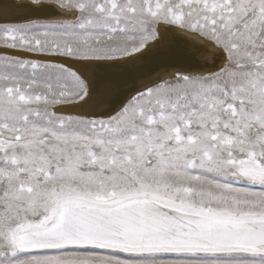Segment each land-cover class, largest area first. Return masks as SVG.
<instances>
[{"label":"snow or ice","instance_id":"obj_1","mask_svg":"<svg viewBox=\"0 0 264 264\" xmlns=\"http://www.w3.org/2000/svg\"><path fill=\"white\" fill-rule=\"evenodd\" d=\"M0 264H264V0H0Z\"/></svg>","mask_w":264,"mask_h":264},{"label":"rangeland","instance_id":"obj_2","mask_svg":"<svg viewBox=\"0 0 264 264\" xmlns=\"http://www.w3.org/2000/svg\"><path fill=\"white\" fill-rule=\"evenodd\" d=\"M155 51H159V49H156ZM142 59L146 63H150L151 62V54L150 53H145L144 56L142 57Z\"/></svg>","mask_w":264,"mask_h":264}]
</instances>
